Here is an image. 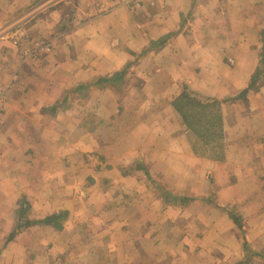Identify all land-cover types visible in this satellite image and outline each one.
I'll use <instances>...</instances> for the list:
<instances>
[{
  "label": "crops",
  "instance_id": "crops-1",
  "mask_svg": "<svg viewBox=\"0 0 264 264\" xmlns=\"http://www.w3.org/2000/svg\"><path fill=\"white\" fill-rule=\"evenodd\" d=\"M256 14L264 15V0H0V97L5 98L0 104V233L4 231V236L12 230L14 206L23 195L30 198L37 217L61 209L71 211L61 232L37 225L8 243L0 253L4 259L1 264H83L76 259L68 261V251L74 254L71 248L80 246L84 238L87 247L94 244L96 223L103 219L95 211L113 203L110 195L116 190L126 192V179L131 177L140 180L141 184L134 185L141 196L130 201L115 199L124 221L120 226L112 225L115 216H106L107 247L88 248L85 253L93 259L84 264H236L242 260L241 240L226 213L217 216L216 212L209 219L199 215L193 219L196 228L183 233L161 229L170 207L148 190L141 174L122 172V166L136 160L145 161L153 176L176 190L197 188L189 181V171L200 164L211 165L220 203L235 204L236 197L241 198L236 196L241 191L237 182L253 194H249V198L254 197L251 202L241 207L248 215L244 221L249 235L254 236L255 227L264 239V228L258 229V222L264 223V197L260 191L259 200L255 195L264 188V181L257 177L259 170L250 168L249 152L233 151L225 161H213L195 156L189 146L188 150H176L157 145L158 120L164 118V110L173 113L169 101L182 83L220 97L248 85L258 54L251 32L243 36L242 31L256 29L260 22ZM68 18H72V27L62 29ZM172 33L176 34L162 48H153L137 60L131 54L147 49L150 39ZM44 37L54 39L53 51L24 59V46ZM132 61L139 63L137 72L146 83L144 87L151 85L152 89L153 85L155 92L167 97H162L166 100L162 108L157 107L144 121L131 127L118 116L112 119L105 111L116 100L107 101L103 95L96 103L92 101L94 111L78 121L72 113L75 103L50 112L65 90L91 83L99 76H112ZM94 90L97 88L92 86L85 92L86 101L92 100L89 94ZM145 98L154 103L152 95ZM257 125L262 126L256 129L259 134L264 131V122L257 119ZM79 151L88 156L87 161L94 160L96 153L103 162L110 159L97 162L96 173L86 176L95 183L81 184L75 178V169L86 167L82 156L71 158ZM237 157L242 160L237 162ZM61 158H68L66 169L60 164L56 173L52 169ZM174 158H184L179 173L182 183L170 168ZM232 176L238 180L231 182ZM102 178L112 181L104 190L100 188ZM111 191L114 193L109 194ZM105 192L103 200L99 195ZM181 218L175 219L179 223ZM14 248L23 249L21 260L11 257ZM27 249L31 262L25 256Z\"/></svg>",
  "mask_w": 264,
  "mask_h": 264
},
{
  "label": "rangeland",
  "instance_id": "rangeland-1",
  "mask_svg": "<svg viewBox=\"0 0 264 264\" xmlns=\"http://www.w3.org/2000/svg\"><path fill=\"white\" fill-rule=\"evenodd\" d=\"M73 1H75V0H73ZM256 16H257L256 21H260L258 23V25L256 26V29L249 30V31H242V34H243V36H246L247 33L249 34V32H251L250 36H252L254 41H255L253 49L257 51V54H258L257 60H259L260 51H261L262 46L264 45V15L263 14H256ZM53 40L54 39L49 38V37L35 39L31 43L24 46L21 53L24 57L25 51L34 49V47H36L37 41H50V43H51V50L50 51L43 50V51H40L39 54L41 52H43V53L51 52L54 49V41ZM37 57H38V55H37ZM35 58L36 57L28 58V59H35ZM228 63L231 64V61L229 59H228ZM138 65H139V63H138ZM138 65H137V63L133 64V66L129 70V72L130 71L131 72L127 76L126 83H124V85H122L123 87H121L122 89L117 90V89H114L110 86H107L105 89L94 90V91L90 92V94H89L91 96L90 98H92V100H90L89 102L86 101L87 95L85 97H80L79 94H78V96L74 95L73 98H71V100L68 102V104H66L65 107H68V106L73 105L75 103L76 108L73 109L72 113H73V115L76 116V119L78 121L79 119L84 118L86 116V114H88L91 110L94 111L93 108H95L96 106L92 105V101H94L96 103L97 98H100L103 95L107 101H109V99L113 100V101L116 100L115 104H111L108 107V109L105 111L106 115L111 114L112 119H114L116 116H118L117 119L120 120L121 123H123V124L128 123V126L130 125L131 127L134 123L144 121L145 119L148 118V116L150 115L151 112H154L156 110L157 107L162 108L163 104L166 102V100H164V98H162V97H166V95L163 92L162 93L155 92L156 90H155V88H153V85H152V89L150 88L151 85H147L146 87H144L146 85V83L142 77L141 78L139 77V74L137 72ZM259 93L261 94V96H257V94H259ZM146 95L147 96L152 95V97L154 99L153 104L147 102L148 100H146V98H145ZM1 96L4 97V95H1ZM251 96L254 97V101H252ZM4 100H5V98H4ZM4 100H3V102H4ZM132 100H133V102L129 104V102ZM92 106H94V107H92ZM150 106H151V108H150ZM250 106H251V108L245 106V104H242V103L237 104L236 103V104L231 105L227 109V111H226L227 116L226 117L228 120V124L230 126V135H233V140L230 141V143L236 144V148L233 151H236L239 153H243L244 151L249 152L247 155L250 158V159H248V161H250L249 166H250V168H253L256 171H258V170L260 171V172L258 171L257 177L261 178V180L263 182L264 181V175H262V173H264V131L263 132L261 131V133L257 134L256 129L257 128L259 129L262 127V126L257 125V119H260L261 123L264 122V115L262 113V111L264 110V87L257 92L251 93V95H250ZM154 107H155V109H154ZM167 111L168 112L166 113L164 110V115H165V116L163 115L164 118L160 121L158 120V124H160V134H159L160 138L158 139L157 145L160 148L162 147V149L171 146V147L175 148L176 150H182L183 148H187V150H188V144L186 143V140L184 139L183 135H181L179 133L180 126L177 122V119L175 118L173 113H171L169 110H167ZM253 117L256 120L253 121ZM249 130L251 131V133ZM122 136H124V134ZM109 151L111 153V150H109ZM233 151H231V152H233ZM92 152H94V151H92ZM81 153L82 152L79 151V154L77 157L71 156V158L72 159L73 158H80L82 156ZM89 154L91 155L92 153H89ZM99 154H101L100 149H99ZM97 156L98 155L96 153L95 159L89 160V161L86 160V159H88L87 155H84V157L82 156L84 159H82L81 161H83V164H85L86 167H81V168L75 169L76 170L75 178L77 180H80L79 183L90 184V180H88V178H86V176L87 175L91 176V174L96 173L94 166L97 164V162L102 161L101 159L97 158ZM200 158H202V157H200ZM54 159L57 160L58 158H54ZM67 159L68 158H64V160H63L61 158V161L59 160V165H55L53 167L54 169H52V170H54V172L57 173L58 170H56V169L58 167H60V164L64 165L65 164L64 162L67 161ZM108 159L109 158H107V159L105 158L104 162L103 161L102 162L105 163ZM62 160H63V162H62ZM241 160H242V157L236 158L237 162H240ZM184 164H185L184 158H174L172 160V164L170 165V168L176 173V175H174V176H175L176 180L178 181V183H182V177L179 173L182 170V167L184 166ZM244 164L245 163L242 162L243 166H244ZM64 168L66 169L65 165H64ZM159 168L163 169L162 163L159 164ZM196 168H198V169H196L194 171H192V170L189 171V175H190L189 181L191 182L192 186L197 187V188H189V186H188L186 189L176 190V189H172L168 184H166L174 193L185 195V196L195 197L197 199L190 204L191 206L188 205L184 209H174L173 207H170V209H168V213H167V219L168 220L166 221V224L163 227H160L161 229H175L177 232L180 231L183 233L184 230L190 231L191 229L196 228V226L198 224L193 219L198 217L199 215H206L209 219V217L214 215L216 212H217V216L220 215L221 213H225L222 210V208H219V207L215 206L214 204L204 202L203 200L199 199V197L202 196V194H209L212 192V185L208 179V174H211V175H213L214 180H216V177L213 174L212 166L211 165L203 166L202 164H200L199 167H196ZM192 169H193V167H192ZM199 171H201V172H199ZM167 176L169 177L170 174H167ZM157 178L160 179L161 182L165 183L161 177H157ZM126 180H128V189L126 190V192H124L125 189H124V191L121 190L122 192H120V193H118L120 190H116V192L117 191L118 192L114 196L110 195L112 200L115 201V199L122 197L123 199L130 201V200H135L141 196L137 190L136 185H134L136 182H137V184H141L140 180L137 179L136 177H133V178L131 177V178H128ZM237 180H238L237 176L235 177V179H233V176L230 178L231 182H234V181L236 182ZM236 186L238 187L239 190H241V191H237L236 196L239 195L241 198L239 199L236 197L235 204L238 205V208L243 211L242 208H244V206H246L248 204V202H251V200L254 197L249 198V196H250L249 194H251V193L248 194L249 191L242 190V188L239 187L238 182H237ZM217 189H218V187H217ZM218 191H219V189L216 190V193H215V196L217 199H218V195H217ZM259 191L262 194V197H264V188L260 187V189L255 192V195L257 196L258 200H259V198H258ZM113 193H114V191H111L109 194H113ZM146 193H148V192H146ZM251 195H253V194H251ZM99 196H100V198H102L104 200L103 197H106V192L102 195H99ZM239 200H241V202H239ZM114 201H112L113 203H110L109 205H107L106 209L101 208V209H99L100 211L99 210L95 211L96 215L102 214L101 219L103 218L102 221H99L96 223V227L94 230L95 232L93 234L94 238L93 239L90 238V239L94 240L93 245H94L95 249L101 248L104 245H105L104 247H107L108 241L106 239L105 230H107L108 227H106V225L104 224L106 216H109V215L115 216L113 221H111V223H110L112 225L115 224L117 226H120V225H122V220L124 221V215L120 211L119 207L117 205H115L116 202H114ZM261 203H262V200H260L259 204H261ZM189 206H190L189 210L187 212H184L185 209H187ZM261 210H264V206L262 207ZM245 211L246 210H244L242 214L245 215L247 218L248 215L246 214ZM190 216H191V218H190ZM175 218H177V219L181 218L182 220H179V223H178ZM174 219H175V221H174ZM260 220H262V219H260ZM82 223H87V222H82ZM82 223H79V224H82ZM263 228H264V223H262V221L258 222V229L262 230ZM79 229L81 230L83 228L79 227ZM2 232H4V231H2ZM2 232L0 233V253H1L2 249L4 248V241L6 240V235L2 236ZM253 233H254V236L252 237L250 235V239L256 245H258L260 247H264V239L261 236L262 235L261 231L257 232V230L254 227ZM52 240H54V239H52ZM81 243L82 244L80 246L74 245L73 248H71L72 251L74 252V254L71 255L70 254L71 250L68 251V254L65 257V258H67V256H68V261L76 259V260H79L80 262L84 261L83 264L88 262V261H92L93 257L90 255H86L85 252L87 251L88 248L93 247V245L91 244L90 247H87L86 246L87 245L86 238H84V241ZM54 246H55V244H54ZM47 247H48V249L52 248V246H47ZM54 250H55V248H54ZM21 251L23 252L22 248L11 249L10 250V252L12 254L11 257H14V258L18 257V260H21V258H20V256H22ZM99 255L102 256V253H99ZM1 256H0V264H1V261L4 260L3 257L1 258ZM25 256L28 257V260H29L28 262H31L30 260L32 257H31V254L29 253V249L26 250ZM72 256L74 257V259H72ZM80 257L85 258V259L82 260V259H80ZM97 257H98V255L95 254L94 258L96 259V262H98Z\"/></svg>",
  "mask_w": 264,
  "mask_h": 264
},
{
  "label": "trees",
  "instance_id": "trees-1",
  "mask_svg": "<svg viewBox=\"0 0 264 264\" xmlns=\"http://www.w3.org/2000/svg\"><path fill=\"white\" fill-rule=\"evenodd\" d=\"M74 2H77V0ZM71 15L69 14L68 16ZM71 20L72 18L66 19V24L62 22V29L71 28ZM175 34L166 35L158 40L150 39L147 49L140 53L131 52V54L137 60L149 50L165 46L168 39ZM259 56L258 65L248 85L235 94L220 97L198 91L189 84L182 83L181 90L170 99L169 105L180 126L179 133L183 135L189 146V150L195 156L213 161H225L227 154L236 148L235 143H230L233 140V135H230V126L226 117V111L231 105L236 103H242L251 108V93L257 92L264 87V45L261 48ZM134 63L135 61L128 63L123 70L114 73L112 76H99L91 83H79L71 90H65L56 104L52 106L50 112L56 113L60 107H62V110H65L67 108L65 107L66 104H68L74 95L79 94L80 97H85L87 94L85 92L92 86H95L98 90L105 89L107 86L117 90L122 89L121 87L126 83L127 76L131 72L129 70ZM121 169L124 174L129 172L141 174L148 189L167 207L184 209L197 199L195 197L174 193L165 183L153 176L145 161L136 160L132 165L122 166ZM208 179L212 185V192L202 194L199 199L222 208L232 221L241 240L243 256L242 260L236 264H264V247L256 245L250 239L249 229L238 205L220 203L215 196L216 190H218L216 180H214L211 174H208ZM89 180L91 183H95L92 177ZM111 183L112 181L102 178L100 188L104 190V187H109ZM14 215V225L12 230L6 235L4 247L8 243L15 241L20 234L33 226H48L57 232H61L70 221L71 211L69 209H61L37 217L34 214L30 198L27 195H23L14 206Z\"/></svg>",
  "mask_w": 264,
  "mask_h": 264
},
{
  "label": "built area",
  "instance_id": "built-area-1",
  "mask_svg": "<svg viewBox=\"0 0 264 264\" xmlns=\"http://www.w3.org/2000/svg\"><path fill=\"white\" fill-rule=\"evenodd\" d=\"M43 50H46V51H50L51 50L50 41H37L36 47H34V49L25 51L24 58L28 59V58L37 57V55H39V52L43 51ZM3 100H4V97L1 96L0 97V104L3 103Z\"/></svg>",
  "mask_w": 264,
  "mask_h": 264
}]
</instances>
